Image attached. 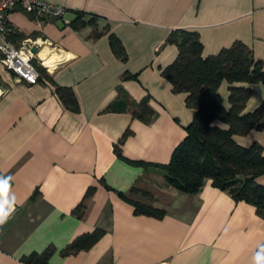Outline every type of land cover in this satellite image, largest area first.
I'll return each mask as SVG.
<instances>
[{
  "label": "crops",
  "instance_id": "obj_1",
  "mask_svg": "<svg viewBox=\"0 0 264 264\" xmlns=\"http://www.w3.org/2000/svg\"><path fill=\"white\" fill-rule=\"evenodd\" d=\"M42 1L66 8L65 17L16 9L9 29L17 46L32 42L55 68L31 85L0 63V178L16 208L0 226V264H26L46 252L48 264H264V217L253 205L211 181L195 195L167 186L163 167L194 111L162 74L178 57L168 43L177 30L198 32L204 57L241 41L264 72V0ZM80 15L85 25L76 29ZM111 34L126 61L113 52ZM57 87L73 89L78 113ZM253 91L247 112L264 103V83ZM220 93L228 105L227 83ZM145 99L148 122L135 115ZM237 141L264 148V132ZM136 202L165 217L137 215ZM96 230L103 236L95 245L71 249Z\"/></svg>",
  "mask_w": 264,
  "mask_h": 264
},
{
  "label": "trees",
  "instance_id": "obj_2",
  "mask_svg": "<svg viewBox=\"0 0 264 264\" xmlns=\"http://www.w3.org/2000/svg\"><path fill=\"white\" fill-rule=\"evenodd\" d=\"M91 23H95L92 18ZM85 25L82 15L74 27ZM103 34L95 33V37ZM13 37L11 36V39ZM110 44L115 55L122 61L127 53L121 41L111 34ZM168 43L178 48L177 59L163 69L173 90L186 94V105L194 111V119L186 128V137L174 150L170 163L164 166L166 184L180 192L198 194L206 181L221 191H229L235 201L253 205L259 216L264 217V148L255 143L250 147L240 145L237 138L249 135L253 130L264 132V103L252 112L247 104L253 96V85L264 83L262 63L256 61L249 47L241 41L224 48L217 55L204 57V45L196 31L177 30L171 33ZM45 76L44 69H40ZM126 78L135 79L126 74ZM228 84V105L220 93ZM63 104L78 113L80 105L71 88L57 87ZM148 99L141 102L135 115L148 122L153 115ZM129 135H124L115 150ZM92 191V189H91ZM146 197L148 192L141 191ZM90 193V191H89ZM136 214L157 219L165 217V211L145 203H135ZM103 236L101 230L78 239L71 249L87 250ZM264 251V245L260 249ZM50 252L34 255L26 264H48Z\"/></svg>",
  "mask_w": 264,
  "mask_h": 264
},
{
  "label": "built area",
  "instance_id": "obj_3",
  "mask_svg": "<svg viewBox=\"0 0 264 264\" xmlns=\"http://www.w3.org/2000/svg\"><path fill=\"white\" fill-rule=\"evenodd\" d=\"M16 9L29 15L51 19H63L67 10L42 0H0V63L20 80L35 85L42 80L40 69H44L48 73L55 68L57 62H54L52 66L47 65L46 60L38 57L32 42H23L17 46L12 41L8 16L11 11ZM0 186L7 187V182L2 178H0ZM12 205L7 200L5 192H0V213L11 212Z\"/></svg>",
  "mask_w": 264,
  "mask_h": 264
},
{
  "label": "clouds",
  "instance_id": "obj_4",
  "mask_svg": "<svg viewBox=\"0 0 264 264\" xmlns=\"http://www.w3.org/2000/svg\"><path fill=\"white\" fill-rule=\"evenodd\" d=\"M15 211V203L12 205V211L9 213H2L0 214V226H3L8 222V220L11 218L12 213Z\"/></svg>",
  "mask_w": 264,
  "mask_h": 264
},
{
  "label": "snow or ice",
  "instance_id": "obj_5",
  "mask_svg": "<svg viewBox=\"0 0 264 264\" xmlns=\"http://www.w3.org/2000/svg\"><path fill=\"white\" fill-rule=\"evenodd\" d=\"M6 189L3 187V186H0V192H3V191H5ZM0 214H2V213H0Z\"/></svg>",
  "mask_w": 264,
  "mask_h": 264
},
{
  "label": "bare ground",
  "instance_id": "obj_6",
  "mask_svg": "<svg viewBox=\"0 0 264 264\" xmlns=\"http://www.w3.org/2000/svg\"><path fill=\"white\" fill-rule=\"evenodd\" d=\"M51 62H52V60H50V61L47 62L46 64L49 65V66H52V64H53L54 62H52V63H51Z\"/></svg>",
  "mask_w": 264,
  "mask_h": 264
},
{
  "label": "rangeland",
  "instance_id": "obj_7",
  "mask_svg": "<svg viewBox=\"0 0 264 264\" xmlns=\"http://www.w3.org/2000/svg\"><path fill=\"white\" fill-rule=\"evenodd\" d=\"M6 70H7V69H6ZM7 71H9V70H7ZM10 72H11V71H10ZM45 72H46V71H45ZM12 73H13V72H12ZM46 73H47V72H46ZM43 77H44V76H42V79H43Z\"/></svg>",
  "mask_w": 264,
  "mask_h": 264
}]
</instances>
